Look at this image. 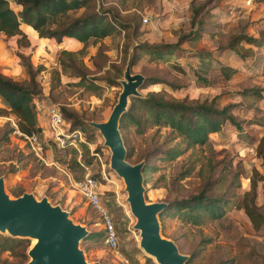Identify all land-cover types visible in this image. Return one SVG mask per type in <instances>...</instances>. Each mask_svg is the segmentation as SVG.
<instances>
[{"label": "rangeland", "instance_id": "rangeland-1", "mask_svg": "<svg viewBox=\"0 0 264 264\" xmlns=\"http://www.w3.org/2000/svg\"><path fill=\"white\" fill-rule=\"evenodd\" d=\"M96 2L98 7L110 9L108 19L114 16L118 23L125 24L119 25L118 32L95 40L89 38L84 43L61 44L52 40L40 41L36 35H31V31L35 32L32 28L27 27L29 31L22 25L26 37L0 34V72L26 82L28 68L35 70L40 88L35 102L39 100L74 110L82 120V124L78 123L74 128L80 130L83 139L76 147L65 148L47 141L43 150L45 161L30 156L12 137V130L9 132L12 123L17 125V118L0 101V176L4 192L9 197H14L20 190L31 193L37 200L45 197L50 204L64 209L72 222L84 226L87 232H103L102 218L73 184L88 174L95 180L99 201L114 229L115 245L113 248L108 246L103 236L96 240L82 237L78 247L84 259L98 264H148L146 257H150L155 263L153 257L138 245L139 231L133 227L135 218L129 211L123 179L110 168V151L89 120L104 121L107 118L120 91L119 80L134 44L174 42L178 36L190 35L196 30L197 37L182 41L167 58L154 59L140 49L136 50V59L129 67L130 74L155 76L176 86L170 88L165 82H157L138 87L142 95L148 90L162 89L171 96L192 101L213 98L218 108L229 105L235 123L226 120L217 132L207 135L203 144L185 148L172 159L164 157L158 150L168 148L177 140H169L167 126L146 125L138 131L136 126L128 124L119 131L125 158L131 163H149L147 180L142 182L147 202H168L174 196L181 198L198 192L202 179L196 170L201 164L203 171L215 179L208 194L224 195L223 214L229 216L241 238L225 235L216 221L203 213L198 223H191L171 209L158 221L163 236L173 240L181 253L194 255L190 264H216L220 260H226L228 264H264V230H254L237 206L253 174L256 181L254 203L264 212V169L254 153L257 139L264 131V96L258 97L253 92L259 88L264 90V1ZM8 3L13 10L20 8L14 0H8ZM192 15L199 19L198 25L195 19L191 20ZM143 16L146 21L141 19ZM240 33L261 37L263 42L255 46L241 40L235 45L237 51L229 49V40ZM62 48L72 51L73 66H68L70 60L67 54L60 52ZM199 53L206 60L209 58L207 84L196 77L197 72L203 75L206 72L205 66L199 63ZM239 53L245 56L240 59ZM218 63L234 66L237 71L224 78L217 70ZM76 72L82 73V78L77 77ZM109 80L115 81L109 84ZM35 116V124H40L39 129H43L45 138H49L44 117ZM176 142L183 145L181 140ZM190 163H193V169L179 177ZM26 238L30 246L31 237ZM13 261L6 252L0 253V264Z\"/></svg>", "mask_w": 264, "mask_h": 264}, {"label": "trees", "instance_id": "trees-1", "mask_svg": "<svg viewBox=\"0 0 264 264\" xmlns=\"http://www.w3.org/2000/svg\"><path fill=\"white\" fill-rule=\"evenodd\" d=\"M20 7L18 10H13L9 5L8 0H0V34L5 36L26 37L22 32L21 25L31 31V35H36L40 41L52 40L56 44L73 40L84 43L89 38L93 40L104 37L117 31L118 27L125 24L118 23L116 18L110 20L108 11L109 8H100L96 0H14ZM256 2L264 0H254ZM80 12L77 13V11ZM197 9L194 10V12ZM192 15L191 20L193 21ZM197 25L199 19L194 20ZM29 33V32H27ZM191 34H182L177 37L174 42L148 44L147 42H139L134 44L132 54L128 55L130 65L136 59V50H141L150 55L154 59L169 57L176 50L180 43L189 38L197 37L196 30ZM198 33V32H197ZM244 41L250 45L259 46L263 39L240 33L229 40V49H234L237 42ZM61 53L68 55L72 64V51L62 48ZM245 55L239 53L240 59ZM199 63L205 66V74L196 73V77L203 83H208L207 73L210 69L209 58L199 53ZM126 60V62H127ZM60 62H62L60 60ZM218 72L228 78L231 74L237 71L234 66L218 63ZM126 65V64H125ZM210 66V65H209ZM178 67V66H176ZM182 70L181 68H179ZM183 71V70H182ZM181 72V71H180ZM142 74V73H140ZM29 78L26 82H20L12 79L10 76L0 72V101L8 108V110L17 118V127L22 131L30 129L39 130L36 123V107L35 98L40 93L38 82L35 78V70L28 68ZM75 75L82 78V73L76 72ZM140 88L147 85L165 82L170 88H175L169 82L157 78L155 76L143 75ZM115 80H109V84H113ZM258 97H262L264 90L262 88L253 91ZM115 103V102H114ZM124 111L118 119V129H124L128 124L136 126L138 131L148 126H167L168 138L173 140H181L183 145L174 142L168 148L160 150L164 157L168 159L175 158L180 155L186 148H193L195 145H201L205 142L207 135L211 132H217L221 125L228 120L235 123L234 117L230 112L229 105H224L220 108L215 106L214 99L203 101L187 100L186 97H174L160 90H148L145 94L131 95L126 103ZM63 119L69 123L70 128H74L76 124H82V120L78 118L74 110H67L64 106H60ZM94 121V120H89ZM264 125V123H262ZM9 127V132L12 130ZM6 137V134H4ZM123 143V140H122ZM124 145V143H123ZM254 153L260 158V163L264 169V131L260 134L254 146ZM30 156L35 157L31 152ZM144 157V155H142ZM141 156V157H142ZM208 165V164H207ZM149 168V163L144 161L142 165V182H146V170ZM193 169V163L185 167L179 174L182 177ZM198 176L202 179L198 192L190 194L186 197H172L158 214V221L169 210L176 211L178 215L185 221L198 223L201 220V214H207L212 220L216 221L219 229L227 236L232 235L233 238H241L240 233L232 220L227 214H223V205L226 202L224 195H210L209 189L215 182L208 172L203 171L202 164L196 170ZM264 178V174L262 175ZM93 178V177H92ZM255 176L252 174L248 189L243 191L241 198L237 202L254 230H264V212L259 211L254 203L255 195ZM22 190L15 192L14 197L22 194ZM98 212L97 210H95ZM100 218L101 215L98 212ZM226 225V226H225ZM228 228V229H226ZM102 231L87 232L83 239H100L105 236L104 228ZM29 248V239L26 237L11 236L7 233H0V253L6 252L13 257L14 261L7 264H25L28 260L27 249ZM193 254H189L184 261V264H190L193 259ZM148 264H155L150 257H146ZM216 264H228L226 260H220Z\"/></svg>", "mask_w": 264, "mask_h": 264}, {"label": "water", "instance_id": "water-1", "mask_svg": "<svg viewBox=\"0 0 264 264\" xmlns=\"http://www.w3.org/2000/svg\"><path fill=\"white\" fill-rule=\"evenodd\" d=\"M129 59L124 67L121 88L107 118L89 121L98 129L110 153L108 164L124 182L129 211L135 218L133 227L139 232V247L152 256L156 264H184L187 255L181 253L173 240L160 233L158 212L164 201L147 202L143 196L142 161L131 163L125 158V148L118 130V119L125 109L128 97L137 95L143 76L130 74ZM0 232L11 236L36 237L27 249L25 264H98L87 262L78 241L87 230L72 222L59 205L50 204L45 197L35 199L29 192L9 197L3 190L0 176Z\"/></svg>", "mask_w": 264, "mask_h": 264}, {"label": "built area", "instance_id": "built-area-1", "mask_svg": "<svg viewBox=\"0 0 264 264\" xmlns=\"http://www.w3.org/2000/svg\"><path fill=\"white\" fill-rule=\"evenodd\" d=\"M141 19L146 21L147 18L143 16ZM35 107L36 115H41L45 119L49 138H45L42 133L43 129L41 128L39 130L30 129L28 131H22L15 123H12L13 129L11 135L16 142H19L18 145L22 150L25 149L26 152H31L38 159L45 161L43 150L47 141L53 142L59 148L76 147L79 141H83L80 130L70 128L69 123L63 119L61 109L57 104H44L37 100ZM40 126L39 124L38 127ZM73 184L86 199L87 203L100 213L102 226L105 229L104 241L108 246L113 248L115 245L114 229L106 211L99 201L95 180L90 175L85 174L81 179L74 181Z\"/></svg>", "mask_w": 264, "mask_h": 264}, {"label": "bare ground", "instance_id": "bare-ground-1", "mask_svg": "<svg viewBox=\"0 0 264 264\" xmlns=\"http://www.w3.org/2000/svg\"><path fill=\"white\" fill-rule=\"evenodd\" d=\"M33 240H34V242H35V241H36V237H31V242H32V243H34ZM153 259H154V258H153Z\"/></svg>", "mask_w": 264, "mask_h": 264}, {"label": "crops", "instance_id": "crops-1", "mask_svg": "<svg viewBox=\"0 0 264 264\" xmlns=\"http://www.w3.org/2000/svg\"><path fill=\"white\" fill-rule=\"evenodd\" d=\"M71 41L73 42V40H67V42H71Z\"/></svg>", "mask_w": 264, "mask_h": 264}]
</instances>
